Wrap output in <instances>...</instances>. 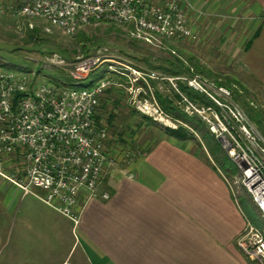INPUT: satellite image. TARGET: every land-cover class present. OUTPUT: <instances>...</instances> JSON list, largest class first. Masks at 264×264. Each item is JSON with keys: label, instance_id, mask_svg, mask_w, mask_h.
<instances>
[{"label": "crops", "instance_id": "0c3cea01", "mask_svg": "<svg viewBox=\"0 0 264 264\" xmlns=\"http://www.w3.org/2000/svg\"><path fill=\"white\" fill-rule=\"evenodd\" d=\"M185 1L195 31L209 16L245 20L241 69L264 96V0ZM192 144L164 138L130 165L118 158L100 195L82 194L77 224L45 191L25 194L0 175V264H251L237 243L249 219Z\"/></svg>", "mask_w": 264, "mask_h": 264}, {"label": "built area", "instance_id": "2783aa9c", "mask_svg": "<svg viewBox=\"0 0 264 264\" xmlns=\"http://www.w3.org/2000/svg\"><path fill=\"white\" fill-rule=\"evenodd\" d=\"M185 0H0V13L30 19H44L74 36L85 26L97 22L122 25L129 36L147 43H159L167 48L169 41H184L194 37ZM169 49V47H168ZM53 63L66 67L70 76L85 79L100 64L105 63L107 75L92 81V85L69 88L52 80L32 83L31 74L0 65V175L25 194L35 189L38 195L75 224L79 221V205L84 193L87 198L100 195L99 187L105 173L119 158L114 149V138L96 119L100 98L119 77L132 83L146 85L152 102L139 100L136 110L141 115L164 117L156 99L153 82L160 89L168 87L187 101L181 82L201 93L230 97V91L194 73L173 75L156 70L134 69L122 63L107 48L95 54L65 61L56 53ZM56 62V63H55ZM36 77V76H35ZM151 84V85H150ZM132 92V87L130 88ZM137 94L135 95V97ZM134 97V98H135ZM135 100V99H134ZM190 104V103H189ZM234 114L247 131L244 117ZM233 113V112H232ZM159 118H158V117ZM212 123V128L225 126L224 121ZM264 147L261 148V154ZM125 151L121 160L130 165L135 160ZM245 158L246 186L264 216V163L249 162ZM260 164V165H259ZM248 169L251 171L248 173ZM248 176V177H247ZM262 186V187H261ZM103 198H109L107 193ZM238 246L251 258L264 260V235L248 223L238 238ZM263 262V261H262ZM64 264H71L66 262Z\"/></svg>", "mask_w": 264, "mask_h": 264}, {"label": "rangeland", "instance_id": "374dc122", "mask_svg": "<svg viewBox=\"0 0 264 264\" xmlns=\"http://www.w3.org/2000/svg\"><path fill=\"white\" fill-rule=\"evenodd\" d=\"M193 6L196 7L194 4ZM188 17L191 22L189 12ZM196 17L198 16L194 15V22L196 20L200 24ZM229 20L225 17L209 16L196 31L191 23L195 33L193 38L169 41L165 48L159 47V43L151 44L132 38L128 34V28L113 23L97 22L85 25L76 35L69 36L44 19L28 20L0 13V62L8 63L9 66L19 62L31 66L32 72L23 69L21 71L31 74L33 84L40 80H52L64 87L78 88L90 86L92 81L107 75L106 64H100L85 79H75L67 76L69 72L66 67L53 63L52 54H58L65 61H74L78 57L93 55L100 48H107L122 63L136 70H155L148 62L160 66L174 57L183 59L187 66L192 67L191 73L217 86H223L230 91V97L214 94L211 88L209 92L214 97L211 98L181 82L180 89L186 85L199 94L191 97L184 92L187 98L184 101L177 93L167 91L166 86L162 90L158 83L153 82L156 99L165 113L164 117L157 116L159 119H156L154 116L141 115L136 110L139 100L153 101L147 86L132 83L125 76L101 96L96 119L102 121L112 138H116L113 147L119 152L118 157H123L125 151H131V157L136 158L133 162L146 154L159 140L176 138L172 133L178 132L182 137H188L186 140L193 142L192 148L224 177L249 223L264 235V216L246 186L248 165L245 161L236 159V156L246 155L249 162L264 163V153L261 154V148L264 147V96L258 82L252 77L249 78L241 69V51L249 34L245 20L237 19L231 25ZM226 25H230L232 30L226 31ZM33 27L41 30L40 35L44 41L30 40L29 30ZM83 32L85 35L82 40ZM56 46L60 49L52 54L47 52V48ZM156 71L165 73L161 69ZM188 73L190 72L183 74ZM157 92L173 106V112L181 114L179 117L165 109L157 97ZM237 110L243 115L244 123L247 121V131L234 117ZM216 116L224 121L226 127L212 128V123H219ZM250 259L251 264H264V260L262 262L258 257Z\"/></svg>", "mask_w": 264, "mask_h": 264}, {"label": "trees", "instance_id": "16d2710c", "mask_svg": "<svg viewBox=\"0 0 264 264\" xmlns=\"http://www.w3.org/2000/svg\"><path fill=\"white\" fill-rule=\"evenodd\" d=\"M40 32H41V30L38 27H33L31 30H29L30 40H33V41L43 40L44 41V38L40 35ZM84 35H85L84 32L81 33V39L82 40L84 38ZM48 41H50V40H48ZM57 49H60L59 46H56L55 48L49 47V48H47V52H50L49 54H52ZM87 50L89 51V48ZM148 64L151 68H153L155 70L161 69V70H163V72L173 74V75H180V74H183L184 72H186V73L191 72V68H192V67L187 66V64H185L184 60L179 58V57L178 58L174 57L173 60H168L165 65H160V66L151 65L150 62H148ZM0 65L7 67V68L19 70V71H21L22 69L28 70L30 72L33 71V70H31L32 69L31 66H29L25 63H22V62L12 64L13 66H9L10 64H8V63L3 64V62H0ZM67 76H70V74L68 73ZM123 78L124 77H119V80H123ZM56 83L60 86H64L57 81H56ZM181 88H182L183 92H186L187 94L191 95V97L192 96L195 97V96L199 95L198 93H195L193 90H191L187 86H181ZM157 97L159 98L161 104L165 107V109H167L169 112H171L172 114H175L178 117L181 115V114L178 115L176 112H173V109H172L173 106L168 104L169 102L162 96L161 93L157 92ZM191 124H194V123L191 122ZM172 135L175 136L177 139H181V140H186L188 138V137H182L180 135V133H178V132H176V134L172 133Z\"/></svg>", "mask_w": 264, "mask_h": 264}, {"label": "bare ground", "instance_id": "6f19581e", "mask_svg": "<svg viewBox=\"0 0 264 264\" xmlns=\"http://www.w3.org/2000/svg\"><path fill=\"white\" fill-rule=\"evenodd\" d=\"M240 159V161H242V160H245V158L243 157V158H239ZM251 171V169H248V173ZM262 187V186H261Z\"/></svg>", "mask_w": 264, "mask_h": 264}]
</instances>
